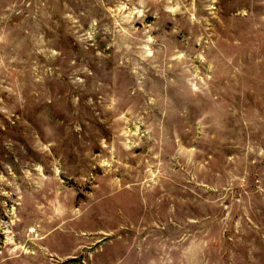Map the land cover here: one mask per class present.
Here are the masks:
<instances>
[{
    "label": "rangeland",
    "instance_id": "1",
    "mask_svg": "<svg viewBox=\"0 0 264 264\" xmlns=\"http://www.w3.org/2000/svg\"><path fill=\"white\" fill-rule=\"evenodd\" d=\"M0 264H264V0H0Z\"/></svg>",
    "mask_w": 264,
    "mask_h": 264
}]
</instances>
